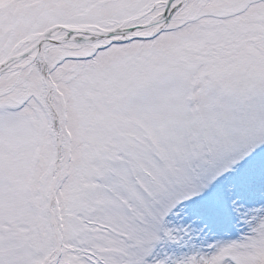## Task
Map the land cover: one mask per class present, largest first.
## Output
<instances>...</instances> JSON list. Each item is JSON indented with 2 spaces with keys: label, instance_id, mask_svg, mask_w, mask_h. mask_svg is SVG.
Segmentation results:
<instances>
[{
  "label": "snow or ice",
  "instance_id": "obj_1",
  "mask_svg": "<svg viewBox=\"0 0 264 264\" xmlns=\"http://www.w3.org/2000/svg\"><path fill=\"white\" fill-rule=\"evenodd\" d=\"M0 264H264V0H0Z\"/></svg>",
  "mask_w": 264,
  "mask_h": 264
}]
</instances>
